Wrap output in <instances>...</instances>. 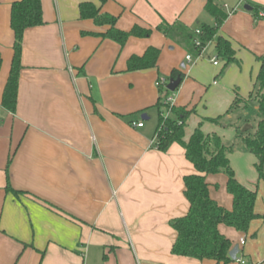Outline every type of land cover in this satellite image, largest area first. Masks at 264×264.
I'll use <instances>...</instances> for the list:
<instances>
[{
  "label": "crops",
  "instance_id": "crops-1",
  "mask_svg": "<svg viewBox=\"0 0 264 264\" xmlns=\"http://www.w3.org/2000/svg\"><path fill=\"white\" fill-rule=\"evenodd\" d=\"M15 1L0 0V100L12 57ZM218 1L234 10L219 35L230 41L235 61L218 58L215 66L211 44L195 56L156 30L162 21L180 20L192 29L213 24L205 0H41L44 24L23 34L15 111L0 104V264H217L171 253L177 233L170 221L189 209L182 179L196 172L182 146L173 143L162 152L154 143L156 81L172 69L183 74L171 92L174 105L194 109L184 141L200 126L231 146L235 176L249 189L257 184L254 211L264 215L256 157L239 142L240 125L227 124L234 99L251 96L257 57L264 58V19L255 21L244 6H264V0ZM84 2L116 16L120 30L138 25L151 33L123 47L96 36L108 26L81 18ZM149 46L160 49L157 67L127 71V59ZM248 103L258 112L255 102ZM206 182L210 197L231 210L225 175H206ZM7 184L21 193L14 196ZM218 230L239 246L245 264H264V218L252 221L246 234L225 224Z\"/></svg>",
  "mask_w": 264,
  "mask_h": 264
},
{
  "label": "trees",
  "instance_id": "trees-1",
  "mask_svg": "<svg viewBox=\"0 0 264 264\" xmlns=\"http://www.w3.org/2000/svg\"><path fill=\"white\" fill-rule=\"evenodd\" d=\"M99 1L103 3L106 0ZM248 4L249 11L255 21L264 19V6L250 2ZM203 9L213 18L214 23H201L198 32L180 20L171 23L162 21L156 26V30L195 56H199L201 50L207 45L214 44L216 58H221L226 64L233 63L235 50L230 41L219 35V28L234 10L226 11L218 0H205ZM79 14L83 19H92L97 26H108L104 32L92 34L114 41L120 47H123L131 37L144 38L151 33V29L138 25H134L128 31L118 29L116 16L108 13L100 14L99 9L90 2L79 5ZM42 24H44V20L41 0H18L11 4L12 57L0 100V104L10 112H14L16 108L19 73L22 68L20 59L24 31ZM159 54V48L149 46L141 55H131L127 59L126 70L154 69L157 67ZM257 60L260 66L251 96L246 101L236 97L227 112L238 107L246 108L248 101L255 102L257 105L261 120L257 124L255 133L252 136H246L243 141L247 149L256 157L254 168L258 180H260L264 178V58L257 57ZM178 75L181 78L183 76L179 70L172 69L169 77L164 81L167 82L170 78H175ZM157 80L161 82V79ZM165 85L159 83L157 86L158 96L153 105L157 111L155 146L159 151L165 152L171 144H179L184 149L185 158L196 171L183 176L182 179L183 195L189 204V209L184 216L170 221L171 228L177 233L171 253L199 261L212 260L217 264L230 263L233 261L229 257L232 243L219 232L218 225L225 224L246 234L252 221L264 218V215L254 211L257 184L252 190L237 180L229 161L232 147L225 145L217 134H205L200 126H197L189 140L184 141L185 126L192 111L186 110L185 107L172 106L169 108L166 99L171 95V92L166 89ZM167 109L169 115L164 116ZM210 120L217 122L219 118ZM218 173H222L226 177V191L232 195L231 210L220 206L209 195L206 175ZM6 190L16 197L21 193V191L11 189L8 184Z\"/></svg>",
  "mask_w": 264,
  "mask_h": 264
},
{
  "label": "rangeland",
  "instance_id": "rangeland-1",
  "mask_svg": "<svg viewBox=\"0 0 264 264\" xmlns=\"http://www.w3.org/2000/svg\"><path fill=\"white\" fill-rule=\"evenodd\" d=\"M199 22H203V21H199ZM196 28H199V25L195 24L194 30ZM168 106H169V108L172 107L170 105H168ZM168 109L164 112V114H163L164 116H168L169 115V110ZM186 110L192 111V112L194 111V109H186ZM241 110H242V108L240 110L234 109V110H232V111L227 113V115H229L227 117V119H229L227 124H230V125L236 124V126L240 125L239 131L236 132L237 135H238L237 138L239 139L240 143L243 141L242 137L246 133L252 132V130L254 129L255 124L257 123V118L260 116L259 113L257 112V110L254 108L252 103H248L247 107L244 109L243 112ZM227 115H225V116H227ZM245 125H249V126H251V128L248 129V131H246V132H241L242 128H244ZM234 146H236V145L233 144V147ZM263 172H264V169H263ZM259 188H261L260 190H262V189L264 190V181L263 180L259 181Z\"/></svg>",
  "mask_w": 264,
  "mask_h": 264
},
{
  "label": "water",
  "instance_id": "water-1",
  "mask_svg": "<svg viewBox=\"0 0 264 264\" xmlns=\"http://www.w3.org/2000/svg\"><path fill=\"white\" fill-rule=\"evenodd\" d=\"M244 9H246V10H250V6H249V5H245V6H244ZM214 47H215L214 44H211V45H210V47H209V49H208V54H210V53L213 51ZM181 81H182V78H181L179 75L176 76L175 78H170V79L168 80L167 85H166V89H167L168 91H170V92H174V91L178 88V86L180 85ZM249 128H250L249 125H245L244 128L242 129V132H245V131L248 130ZM238 252H239V246H238V245H234V246L232 247V249L229 251V257H230L233 261H235Z\"/></svg>",
  "mask_w": 264,
  "mask_h": 264
},
{
  "label": "built area",
  "instance_id": "built-area-1",
  "mask_svg": "<svg viewBox=\"0 0 264 264\" xmlns=\"http://www.w3.org/2000/svg\"><path fill=\"white\" fill-rule=\"evenodd\" d=\"M197 32H198V31H197ZM186 59H187L188 61H190V56L188 55V56L186 57ZM212 64L215 65V66L218 65V64H219L218 59H214ZM159 83H163V84H166V85H167L168 82H165V81H161V82H159V81L157 80V81H156V86H158ZM166 85H165V87H166ZM173 100H174V98H173L171 95H169V96L167 97V99H166V102H167L170 106H174V101H173ZM131 124H132V126H136V127H141V126H142V123H135V122H132ZM154 143H155V137H154ZM243 243H244V241H243V239H241V240H240V244H243ZM236 262H237L238 264H245L244 260L241 259V258H239V257H237V256H236Z\"/></svg>",
  "mask_w": 264,
  "mask_h": 264
}]
</instances>
